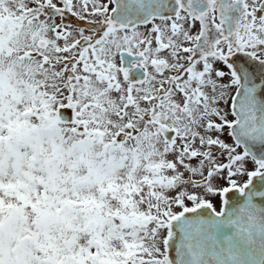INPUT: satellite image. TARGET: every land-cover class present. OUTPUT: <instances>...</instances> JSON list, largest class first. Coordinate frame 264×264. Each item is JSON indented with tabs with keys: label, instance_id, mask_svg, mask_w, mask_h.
<instances>
[{
	"label": "snow or ice",
	"instance_id": "6c2138e0",
	"mask_svg": "<svg viewBox=\"0 0 264 264\" xmlns=\"http://www.w3.org/2000/svg\"><path fill=\"white\" fill-rule=\"evenodd\" d=\"M0 264H264V0H0Z\"/></svg>",
	"mask_w": 264,
	"mask_h": 264
}]
</instances>
